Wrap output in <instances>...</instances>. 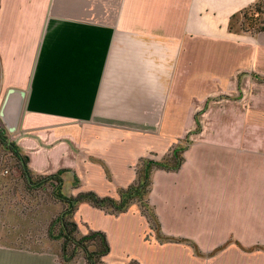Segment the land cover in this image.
Wrapping results in <instances>:
<instances>
[{"label": "crops", "instance_id": "0c3cea01", "mask_svg": "<svg viewBox=\"0 0 264 264\" xmlns=\"http://www.w3.org/2000/svg\"><path fill=\"white\" fill-rule=\"evenodd\" d=\"M253 1L0 0V88L26 91L14 140L32 171L65 167L81 190L117 195L139 158L184 140L206 104L180 165L151 171L162 231L184 240L144 239L135 204L117 215L88 205L108 264L127 252L139 264H246V242H264V186L252 182L264 180V133L251 134L264 132V30L229 28ZM192 243L228 245L208 259ZM59 263L0 243V264Z\"/></svg>", "mask_w": 264, "mask_h": 264}, {"label": "rangeland", "instance_id": "374dc122", "mask_svg": "<svg viewBox=\"0 0 264 264\" xmlns=\"http://www.w3.org/2000/svg\"><path fill=\"white\" fill-rule=\"evenodd\" d=\"M262 25H264V1L258 4L252 3L249 6L247 5L246 8H242L240 12L236 13L231 20V26L236 31L247 30L254 32L257 27ZM4 91L5 90L0 88V102ZM16 132L17 130L15 132H9L7 129H5L0 119L1 136H4L6 140H14ZM196 133L198 132H190L186 139L181 140V149L177 153V158L179 156L183 157V151L185 147L189 145L190 141L192 140L191 138L195 136ZM261 133L264 132H251L254 138H259ZM148 157L158 161L161 159V156L155 155H149ZM161 160L164 161L165 158ZM174 163L175 161L172 160L168 164L172 165ZM22 165L23 160L16 158L9 147L6 146V144H4L0 139V243L19 245L29 250L37 251L38 254H53L56 258V261H58V263L60 262L59 264H81L83 261H85L86 264V258L84 256V252L81 249H78L76 255L72 259H64L61 249L63 237L58 233V226L54 224V229L52 231L53 233H50L49 231V223L53 219L57 218L63 206V203L54 196L55 181L47 180L40 182L35 186H30L23 177ZM151 168L154 169L166 167L155 166L152 164ZM31 172L34 179L39 178V172ZM62 176L63 182L61 191L63 193L67 195L75 194L82 189V184L76 176L73 177L67 174H62ZM252 178V182L256 183L257 187L259 184L260 186H264V180H259L258 183L257 173L252 174ZM149 191L147 194V202L142 200H133L123 211H127L132 204H135L138 207V210L146 218L148 223V228L144 230L143 234V237L146 240L151 239L152 237L156 238L159 242L167 240H184L182 237L170 236L162 231L154 205L149 200ZM114 196L118 197V194ZM253 198H257V196H253ZM85 202L87 205H84L86 204ZM88 205L113 215L123 212H108L103 208L92 205L87 200L80 201L74 211L69 215L70 219L76 222V234L78 236L87 234L91 230H98L90 229L89 221L86 218L84 212V207H89ZM250 205L258 207V204L256 203H252ZM91 213H93V211H91ZM247 213L248 216L246 217V224L256 225V230L251 231L249 236L251 238H258L259 235L257 224L259 221L263 222V219L260 220L258 217V210H251L246 212V214ZM153 215H155V218ZM93 216L95 218L98 217L96 214ZM192 245L195 251L199 253L198 255L209 259L216 256L217 251L227 246L228 243L217 244L208 250H201L199 245L195 243H192ZM88 247L93 252V254H98L97 250L100 248L99 245L95 244L94 242H90ZM243 248L246 250V264H264V242H246V246ZM109 251L110 243L107 252L99 256L94 255V258L96 259L97 257V260L99 261L98 264H108L106 258H108L107 254ZM126 261V264H129L132 261L135 264H139V260L137 259L136 255H133L129 252L126 253Z\"/></svg>", "mask_w": 264, "mask_h": 264}, {"label": "trees", "instance_id": "16d2710c", "mask_svg": "<svg viewBox=\"0 0 264 264\" xmlns=\"http://www.w3.org/2000/svg\"><path fill=\"white\" fill-rule=\"evenodd\" d=\"M262 1L264 0H254L253 2L247 5L249 6L252 3L254 4H258L260 2L262 3ZM247 5L242 8L243 9L246 8ZM242 8L234 12L230 16V20H229L230 29L235 30L231 26V20L236 13L242 10ZM258 30H264V25L257 27L254 31H258ZM258 78L260 80H264V75L258 76ZM203 108L195 113L196 126L194 127L193 131L190 132H198L200 130L199 112L203 110ZM0 139L4 144H6V146L9 147V149L14 153L16 158L23 160L22 174L24 179L30 186H35L40 182L47 180L55 181L54 196L63 203V206L57 218L53 219L49 223V231L50 233H53L52 231L54 229V224L58 226V230H59L58 233L63 237V240L61 242V249L63 253L62 256L64 257V259H72L76 255L78 249H81L84 252V256L86 258V264H98L99 261L97 260V257L96 259L94 258V255L99 256L107 252L109 249V243L105 233L99 229L91 230L87 234L81 236H78L76 234V229H77L76 222L70 219L69 215L74 211L77 204L82 200H87L94 206L103 208L108 212L117 213L125 210L129 205V203L132 202L133 200H142L147 202V194L151 183V176H150V172L152 169L151 165L154 164L155 166H160V167L165 166L166 168L176 169L182 161L181 156H179L178 158L176 157L177 153L181 149L180 146L181 141H180L173 144L161 156V159L165 158L164 161H162L161 159L160 161H158L148 156L140 157L139 160L136 162L135 178L125 186H120L118 188V197L109 194L101 195L92 189L80 190L75 194L67 195L61 191V186L63 182L62 172L66 170L65 167H61L56 171L49 173H44V174L40 173L39 178L34 179L31 174L32 170L26 164L28 157L26 154L20 153L17 143L14 140H6L4 136H1V134H0ZM172 160H174L175 163L172 165L168 164ZM153 216L155 218V215ZM90 242L91 243L94 242L95 244L100 246V248H98L97 250L98 254H93V252L90 250V248L88 247ZM129 264H135V263L132 261Z\"/></svg>", "mask_w": 264, "mask_h": 264}, {"label": "water", "instance_id": "95a60500", "mask_svg": "<svg viewBox=\"0 0 264 264\" xmlns=\"http://www.w3.org/2000/svg\"><path fill=\"white\" fill-rule=\"evenodd\" d=\"M26 91L22 87L7 86L0 102V119L5 129L15 132L18 128Z\"/></svg>", "mask_w": 264, "mask_h": 264}]
</instances>
